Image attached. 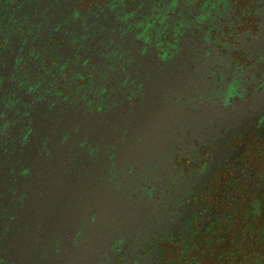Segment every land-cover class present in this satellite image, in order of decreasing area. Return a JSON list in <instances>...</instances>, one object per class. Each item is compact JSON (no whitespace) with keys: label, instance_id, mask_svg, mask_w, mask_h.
I'll return each mask as SVG.
<instances>
[{"label":"flooded vegetation","instance_id":"1","mask_svg":"<svg viewBox=\"0 0 264 264\" xmlns=\"http://www.w3.org/2000/svg\"><path fill=\"white\" fill-rule=\"evenodd\" d=\"M0 264H264V0H0Z\"/></svg>","mask_w":264,"mask_h":264}]
</instances>
